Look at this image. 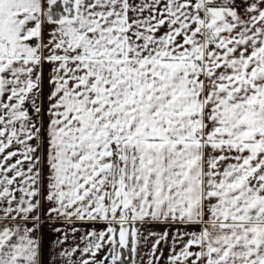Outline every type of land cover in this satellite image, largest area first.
I'll return each instance as SVG.
<instances>
[{"label":"snow or ice","instance_id":"6c2138e0","mask_svg":"<svg viewBox=\"0 0 264 264\" xmlns=\"http://www.w3.org/2000/svg\"><path fill=\"white\" fill-rule=\"evenodd\" d=\"M0 264H264V0H0Z\"/></svg>","mask_w":264,"mask_h":264}]
</instances>
